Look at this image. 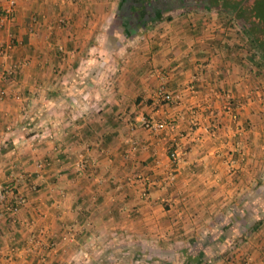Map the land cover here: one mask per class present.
<instances>
[{"label": "crops", "instance_id": "0c3cea01", "mask_svg": "<svg viewBox=\"0 0 264 264\" xmlns=\"http://www.w3.org/2000/svg\"><path fill=\"white\" fill-rule=\"evenodd\" d=\"M208 4L16 1L0 264H264V85Z\"/></svg>", "mask_w": 264, "mask_h": 264}, {"label": "trees", "instance_id": "16d2710c", "mask_svg": "<svg viewBox=\"0 0 264 264\" xmlns=\"http://www.w3.org/2000/svg\"><path fill=\"white\" fill-rule=\"evenodd\" d=\"M207 1L209 2L208 6L220 3V9L226 11L233 22L242 21L240 23V31L250 48L246 52L252 58L258 56L264 59V0ZM154 17L156 19V16Z\"/></svg>", "mask_w": 264, "mask_h": 264}, {"label": "built area", "instance_id": "2783aa9c", "mask_svg": "<svg viewBox=\"0 0 264 264\" xmlns=\"http://www.w3.org/2000/svg\"><path fill=\"white\" fill-rule=\"evenodd\" d=\"M16 1L17 0H5V4L2 7H0V23L1 24L9 25L10 22L12 21ZM8 36L11 38L12 37L11 33H8ZM17 67H18L17 65L11 66L9 68V70L11 71L10 73H13ZM2 93H3V91L0 90V96L2 95ZM159 97H160V99L167 101V100H170L171 95L167 92L162 91V92H159ZM142 124L145 126H151V125H147L145 120L142 121ZM165 125H166V123L158 122V123L152 124V127L155 129H160V128L164 127ZM167 156L172 162H176L177 157H178V153L175 149L168 147ZM0 198H2L1 194H0ZM21 203H22V198L21 197H15L14 202H12V204L7 206V208L10 212L14 213Z\"/></svg>", "mask_w": 264, "mask_h": 264}, {"label": "rangeland", "instance_id": "374dc122", "mask_svg": "<svg viewBox=\"0 0 264 264\" xmlns=\"http://www.w3.org/2000/svg\"><path fill=\"white\" fill-rule=\"evenodd\" d=\"M219 7H221L220 4H219ZM229 21H231L232 23ZM228 22L230 25H232V24L236 25V23L238 22L237 23L238 26H236L237 28L234 31H236V33H241V31H240V23L242 22L241 20L233 22L232 20H230V18H228ZM234 28H235V26H234ZM241 37H242L241 40L243 41V47L247 51L248 49H250L249 45L247 44V41L245 40V37L242 35V33H241ZM254 59L256 60L255 63L259 69L260 80L263 81V85H264V59H262L261 57H258V56Z\"/></svg>", "mask_w": 264, "mask_h": 264}, {"label": "flooded vegetation", "instance_id": "af4514ba", "mask_svg": "<svg viewBox=\"0 0 264 264\" xmlns=\"http://www.w3.org/2000/svg\"><path fill=\"white\" fill-rule=\"evenodd\" d=\"M137 4H138V6H140V7L143 6V8L146 6L145 3H143V4H142V3H141V4H140V3H137Z\"/></svg>", "mask_w": 264, "mask_h": 264}]
</instances>
